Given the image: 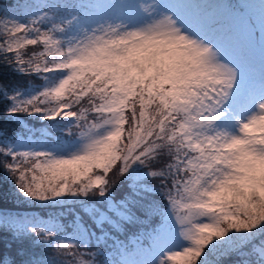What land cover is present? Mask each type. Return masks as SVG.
Returning <instances> with one entry per match:
<instances>
[{
    "label": "snow or ice",
    "instance_id": "1",
    "mask_svg": "<svg viewBox=\"0 0 264 264\" xmlns=\"http://www.w3.org/2000/svg\"><path fill=\"white\" fill-rule=\"evenodd\" d=\"M211 27L229 47L166 0L0 6V111L33 124L0 138V170L60 210L0 214L28 245L0 264H264V31Z\"/></svg>",
    "mask_w": 264,
    "mask_h": 264
},
{
    "label": "rangeland",
    "instance_id": "2",
    "mask_svg": "<svg viewBox=\"0 0 264 264\" xmlns=\"http://www.w3.org/2000/svg\"><path fill=\"white\" fill-rule=\"evenodd\" d=\"M17 0H0V6L14 5ZM76 2L82 4L84 7L93 9L97 6L101 0H76ZM172 7H174L180 14L199 18L208 28L210 35L213 38L217 39L222 46L229 47V40L226 35H224L219 30H213V24H227L233 27L234 30L238 29L239 21L241 18L250 19L253 24V30L259 36L264 28H262V16H264V0H193L192 2H185V6L181 5L182 0H166ZM192 3V4H191ZM248 46L251 49L253 59L255 61L257 71H259L261 66L262 57H264V45L261 44L259 39L248 42ZM151 179V178H150ZM152 183L155 184L156 181L153 179ZM123 188L117 187L114 191V195H122ZM20 204L25 203L30 205L27 201L20 200ZM46 210L40 212V215H44ZM59 212L60 210H52ZM0 214H3V219L6 220L9 224L13 226H22L23 223L27 221H18L17 216L29 217L28 213L22 214V212H13V211H0ZM36 215V214H35ZM31 216H33L31 214ZM71 220V216H68L65 220ZM85 221H88V218L84 217ZM131 230V229H130ZM129 230V231H130ZM137 229L132 228V231L135 232ZM123 235L122 238L123 239ZM148 255L143 250H137L131 255L126 257L131 264H139L140 261H146ZM238 257H228L223 260L222 264H236Z\"/></svg>",
    "mask_w": 264,
    "mask_h": 264
},
{
    "label": "trees",
    "instance_id": "3",
    "mask_svg": "<svg viewBox=\"0 0 264 264\" xmlns=\"http://www.w3.org/2000/svg\"><path fill=\"white\" fill-rule=\"evenodd\" d=\"M32 126L33 124L30 121L24 119L17 120L14 117L5 116L2 111H0V138L4 136L11 137L13 134H20L23 131L24 127ZM35 126L39 127V125ZM20 203V200L15 198L12 183L8 180L7 176L4 175L2 170H0V211L7 210L16 213L22 212V214L28 213L30 217L31 214L35 216V214H40V212H42L43 210H46L45 214L53 210L48 208H38L31 204L28 205L25 203ZM69 221L70 219L67 220V223ZM130 231H132V229ZM120 238H122V235L120 236ZM20 247H28V245H21L19 241L13 239L10 232L6 230H0V253L5 256H10V254H15L17 248Z\"/></svg>",
    "mask_w": 264,
    "mask_h": 264
},
{
    "label": "bare ground",
    "instance_id": "4",
    "mask_svg": "<svg viewBox=\"0 0 264 264\" xmlns=\"http://www.w3.org/2000/svg\"><path fill=\"white\" fill-rule=\"evenodd\" d=\"M187 1H188V2H192L193 0H182V4H181V5H184V6H185V4H186L185 2H187ZM192 3H193V2H192ZM192 3H191V4H192Z\"/></svg>",
    "mask_w": 264,
    "mask_h": 264
}]
</instances>
